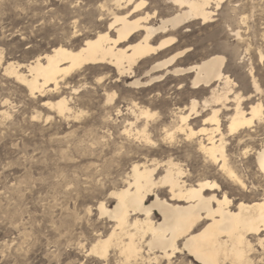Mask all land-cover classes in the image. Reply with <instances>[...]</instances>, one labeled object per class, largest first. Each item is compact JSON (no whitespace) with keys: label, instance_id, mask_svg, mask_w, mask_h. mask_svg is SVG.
Instances as JSON below:
<instances>
[{"label":"bare ground","instance_id":"obj_1","mask_svg":"<svg viewBox=\"0 0 264 264\" xmlns=\"http://www.w3.org/2000/svg\"><path fill=\"white\" fill-rule=\"evenodd\" d=\"M226 1L68 0L80 5L70 13L53 14L52 37L45 48L33 50L36 55L31 59L6 60L0 49L4 74L31 97L56 96L68 79L82 77L90 69L105 96L103 104L120 117L125 115L116 104L120 95L112 90L119 83L131 89H154L171 79L178 89H189L187 97L180 93L172 101L169 116L129 99L121 134L147 147L157 146V140L168 145L183 140L201 167L212 173L195 176V171L192 174L170 156L164 162H131L122 185L108 192L115 200L113 207L98 203L99 215L113 223L87 252L104 264L111 251L124 264H178L172 260L181 253L198 264H259L264 253L257 244L264 239L259 234L264 229V188L253 178L264 176V79L256 62L257 57L258 64L264 65V47L249 41L241 25L229 29L238 45L235 52H227L226 43H215L216 34L186 39L193 33L189 30L193 23L213 22L215 11ZM59 23L61 37L56 35ZM237 69L245 71L241 80L233 75ZM56 99L43 101L44 106L71 116L67 98ZM238 157L244 159L240 158L244 167L237 165ZM160 168L163 172L158 174ZM233 190L241 197H232ZM248 190L253 194L261 190V194L245 201ZM152 195L154 200L148 203ZM156 211L161 219H155ZM253 227L255 233L250 231Z\"/></svg>","mask_w":264,"mask_h":264},{"label":"rangeland","instance_id":"obj_2","mask_svg":"<svg viewBox=\"0 0 264 264\" xmlns=\"http://www.w3.org/2000/svg\"><path fill=\"white\" fill-rule=\"evenodd\" d=\"M76 4L68 0H0L3 57L18 63L31 59L36 55L33 50L45 48L52 37L53 14L77 10L80 4ZM222 6L215 11L213 22L193 23L194 26L189 27L193 33L186 39L194 41L197 34L201 37L216 34L215 43H226V51L235 52L238 45L229 29L241 25L247 29L249 41L264 47V0H227ZM56 35L62 36L61 28L56 30ZM256 62L259 76L264 79V65L258 64L257 57ZM244 72L237 69L233 75L241 80ZM94 78L90 69H86L82 77L68 79L69 84L63 85L58 95L31 97L0 67V264H104L87 252L95 238L107 234L113 223L99 215L98 203L103 201L113 207L115 200L108 192L122 185L133 162L149 159L164 162L170 156L192 174L195 171V176L212 173L201 167L196 153L183 140L176 145L157 140V146L147 147L121 134L129 99L152 112L169 116L168 107L180 93L187 97L188 88L178 89L171 79L160 82L154 89H131L119 83L112 90L120 95L116 104L125 114L120 117L103 104L105 96L95 85ZM186 84L188 87V82ZM58 96L69 101L73 110L71 116L58 115L53 108L44 106L43 101L54 102ZM183 102L187 104L188 98ZM152 136L158 138L156 132ZM231 149L235 151L233 144ZM240 158L236 159L237 165L244 167ZM252 162L253 158L250 163L254 167ZM162 172V168L157 170L158 174ZM254 178L263 189L264 176ZM247 179L251 180L248 176ZM244 194L245 201H252L259 197L261 190L258 194L251 190ZM240 195L238 190L231 192L232 197ZM152 200L154 195L148 203ZM155 219H161L157 211ZM172 262L198 264L186 253L178 254ZM115 263L124 264L119 255L111 251L108 264Z\"/></svg>","mask_w":264,"mask_h":264},{"label":"snow or ice","instance_id":"obj_3","mask_svg":"<svg viewBox=\"0 0 264 264\" xmlns=\"http://www.w3.org/2000/svg\"><path fill=\"white\" fill-rule=\"evenodd\" d=\"M262 167H264V164H262ZM213 187H215V186H213ZM100 207L103 208V205L101 204ZM250 231L255 233L256 228L253 227L250 229ZM259 234H260V236L264 237V229H262ZM257 244L259 245L260 248H264V239L258 240ZM249 247L251 248V245H249ZM253 251H254V249H253ZM259 264H264V253L261 254V259L259 261Z\"/></svg>","mask_w":264,"mask_h":264}]
</instances>
